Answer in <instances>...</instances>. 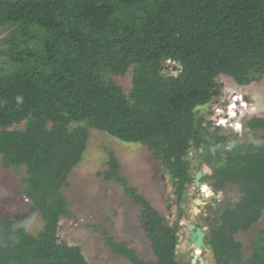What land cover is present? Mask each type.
<instances>
[{
    "label": "trees",
    "instance_id": "16d2710c",
    "mask_svg": "<svg viewBox=\"0 0 264 264\" xmlns=\"http://www.w3.org/2000/svg\"><path fill=\"white\" fill-rule=\"evenodd\" d=\"M0 32L2 164L25 170V198L43 220L34 236L0 217V264H88L58 229L69 214L63 189L91 129L147 147L170 175L178 202L194 183L190 152L203 148L214 193L240 191L236 203L211 208L205 244L215 264H264V229L246 260L235 238L264 213V145L234 146L198 115L218 93L220 76L240 86L264 78V0H0ZM169 62L178 65L176 74H165ZM127 75L124 87L117 79ZM247 126L264 129V118ZM107 165L103 178L140 208L154 260L104 231L112 252L131 264H183L179 220L169 223L130 186L112 151Z\"/></svg>",
    "mask_w": 264,
    "mask_h": 264
},
{
    "label": "rangeland",
    "instance_id": "374dc122",
    "mask_svg": "<svg viewBox=\"0 0 264 264\" xmlns=\"http://www.w3.org/2000/svg\"><path fill=\"white\" fill-rule=\"evenodd\" d=\"M4 33L0 32V38ZM167 65L170 70L165 74L177 73V64L169 62ZM117 82L129 87L131 76L118 78ZM217 82L220 84L218 93L209 105L198 109V115L206 118L211 126L210 131L220 126L222 133L232 140L234 146L250 141L264 145V129L251 131L247 126L248 120L253 117L264 118V78L247 86H240L227 76H220ZM237 98L239 100L233 103ZM232 105H236L237 116L233 120L229 117L226 121L219 120L223 109L230 110V114L234 116L232 108L235 107H231ZM108 151L114 152L119 173L131 187L145 196L169 223L179 220L181 229L178 233L177 258L183 264H190L193 250L188 247V226L204 220L205 216H212L211 213L204 212L194 215L193 200L198 190L191 185L187 201L178 202L170 175L147 147L139 143L123 142L95 129L90 130L83 158L70 172L68 184L63 189L69 214L60 219V240L79 246L88 264H131L125 257L112 252L104 239L103 232L106 231L116 242L133 248L141 259L154 260L150 242L137 220L140 208L130 201L117 182L106 181L102 176L108 169ZM198 155V151L193 150L190 157L192 165ZM202 170L205 175L212 173L207 166H203ZM192 171L195 174L197 169ZM24 176L23 168L5 169L0 155V217H9L13 221V228L22 226L36 236L43 229V220L34 204L25 198ZM203 191L205 197H208L204 199L208 204L217 205V202L225 201L234 204L240 199V191L236 186H229L226 192L215 194L205 184ZM214 195L217 196V202ZM261 229H264V213L248 232L235 235L236 240L243 245L244 260L251 257L253 244ZM204 257L214 264L212 254L206 253Z\"/></svg>",
    "mask_w": 264,
    "mask_h": 264
},
{
    "label": "water",
    "instance_id": "95a60500",
    "mask_svg": "<svg viewBox=\"0 0 264 264\" xmlns=\"http://www.w3.org/2000/svg\"><path fill=\"white\" fill-rule=\"evenodd\" d=\"M200 153L203 152L202 149L199 150ZM201 162H203V159H201ZM200 161L197 160L195 163V167H199L200 166ZM203 176V172L202 171H198L194 177V184L196 187H200L201 183L200 180ZM184 197H186V195H184ZM195 207L193 209V212L195 215H198L200 213V209L199 206L200 205H205V203L202 201V195H200L194 202ZM189 232H190V239L188 242V247L189 248H194L196 250H201L204 249L205 252L210 253L211 250L207 247H205V230H204V224L203 222H200L199 226H196L195 224H192L189 226L188 228ZM192 264H210L209 261L207 259H205L204 257L200 256V255H196L193 260H192Z\"/></svg>",
    "mask_w": 264,
    "mask_h": 264
},
{
    "label": "flooded vegetation",
    "instance_id": "af4514ba",
    "mask_svg": "<svg viewBox=\"0 0 264 264\" xmlns=\"http://www.w3.org/2000/svg\"><path fill=\"white\" fill-rule=\"evenodd\" d=\"M202 150H203V152H204V149L203 148H201ZM203 152L202 153H200L199 151H198V153H199V155L197 156V159H196V161L197 160H199L200 161V166L199 167H195V163H196V161H195V163L192 165V168L194 169H197V172L198 171H202L203 172V170H202V167H203V165H204V159H203ZM193 155V151L192 152H190V157ZM201 159H203V162H201ZM196 172V173H197ZM196 173L194 174V177H195V175H196ZM206 175L204 174V172H203V176H202V178H201V180H200V183H201V185H200V187H196L195 186V184L193 183L192 185H194L195 187V189H197L198 190V193L196 194V198L193 200V202H195V200L200 196V195H202V201L205 203V205H200L199 206V209H200V213L199 214H201L202 212H204V213H211L212 214V216H213V213H212V211H211V208L212 207H214V208H216V206L217 205H215L214 203H212V204H208L204 199L205 198H208V197H205V194H204V191H203V186L205 185V184H207L209 187H210V182H209V179L208 178H206L205 177ZM188 190H189V188L187 189V191H186V193L184 194V195H186V197H184L183 196V199H182V203L183 202H186L187 201V197H188ZM211 191L212 192H214L212 189H211ZM174 193H176V192H174ZM216 195H214V200L216 201ZM217 202V201H216ZM220 202H217V204H219ZM195 205V204H194ZM195 207V206H194ZM203 207V208H202ZM202 208V209H201ZM194 213V212H193ZM198 214V215H199ZM195 215V214H194ZM208 217V216H205L204 217V220H198V222H195V223H192V224H195L196 226H199V224H200V222H203V224L205 225L206 224V227L204 226V230H205V233H206V235H207V227H208V225L210 224V222L213 220V218L214 217ZM191 224V225H192ZM190 226V225H189ZM189 226H188V228H189ZM189 234H190V232H189ZM206 235H205V238H206ZM205 238H204V241H205ZM189 242V241H188ZM205 247H207V248H209L210 250H211V252L210 253H207V252H205L204 251V249H201V253H198V250H196V249H194V248H189L190 250H193V252H192V255H191V258H190V264H192V260H193V258L196 256V255H200V256H202V257H204V254H212V249L210 248V247H208L206 244H205ZM187 253H190V252H187ZM212 256H213V254H212ZM205 258V257H204ZM205 259H207V258H205ZM208 260V259H207ZM209 261V260H208ZM209 263H210V261H209ZM213 263L215 264V262H214V259H213ZM211 264V263H210Z\"/></svg>",
    "mask_w": 264,
    "mask_h": 264
},
{
    "label": "clouds",
    "instance_id": "9594fccd",
    "mask_svg": "<svg viewBox=\"0 0 264 264\" xmlns=\"http://www.w3.org/2000/svg\"><path fill=\"white\" fill-rule=\"evenodd\" d=\"M234 98H235V97H234ZM236 101H237V100L234 99V100H233V103H235ZM232 106H233V105H232ZM232 106H231V107H232ZM232 109H234V111H233L234 116H232V115L230 114V110H227V111H226V109H223L222 112H223V113L226 112V114L224 113L225 115H223V113H221V114L219 115V116H220V117H219V120H225V121H226V119H227L228 117H229L231 120H233V119L237 116V112H236L237 109H236V107H235V108H232ZM224 116H225V118H224ZM220 124H221V123H220ZM220 124L218 123V125H220ZM205 191H207V189H205ZM215 194H216V193H215Z\"/></svg>",
    "mask_w": 264,
    "mask_h": 264
},
{
    "label": "bare ground",
    "instance_id": "6f19581e",
    "mask_svg": "<svg viewBox=\"0 0 264 264\" xmlns=\"http://www.w3.org/2000/svg\"><path fill=\"white\" fill-rule=\"evenodd\" d=\"M239 100V98H237V101ZM236 105H233L232 107H235ZM201 250H198V253H201Z\"/></svg>",
    "mask_w": 264,
    "mask_h": 264
}]
</instances>
